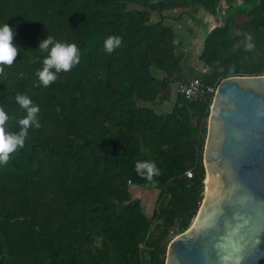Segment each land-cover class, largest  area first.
Instances as JSON below:
<instances>
[{"label": "trees", "instance_id": "trees-1", "mask_svg": "<svg viewBox=\"0 0 264 264\" xmlns=\"http://www.w3.org/2000/svg\"><path fill=\"white\" fill-rule=\"evenodd\" d=\"M225 1L0 0V23L14 28L21 48L0 73V106L18 131L26 112L15 97L27 94L40 121L0 164V264L166 263L205 190L213 101L179 93L171 111L159 112L152 103L170 99L173 81L152 69L182 68L165 12L197 4L223 16L207 31L199 59L210 70L200 78L263 75L264 0ZM47 34L75 42L81 58L44 86L35 72L47 53L36 47ZM110 35L121 43L107 52ZM143 160L158 174L139 175ZM149 185L159 190L152 215L133 192Z\"/></svg>", "mask_w": 264, "mask_h": 264}, {"label": "water", "instance_id": "water-1", "mask_svg": "<svg viewBox=\"0 0 264 264\" xmlns=\"http://www.w3.org/2000/svg\"><path fill=\"white\" fill-rule=\"evenodd\" d=\"M204 164L212 184L165 264H264V74L220 81Z\"/></svg>", "mask_w": 264, "mask_h": 264}, {"label": "clouds", "instance_id": "clouds-1", "mask_svg": "<svg viewBox=\"0 0 264 264\" xmlns=\"http://www.w3.org/2000/svg\"><path fill=\"white\" fill-rule=\"evenodd\" d=\"M14 35L15 30L13 27H10L7 22L0 23V73H3L5 65H12L18 51L21 50L20 46L13 43ZM120 43L121 38L119 36L110 35L104 41V48L107 52H112ZM248 47H251V45L249 44ZM36 48L47 53L43 57L42 67L35 72V76L44 86L55 81L61 70L67 71L78 64L81 58L80 49L75 42L58 40L48 34L46 38L39 41ZM15 99L21 108L25 110L26 115L17 120L18 125H20L19 130H12L7 123L10 119L9 113L3 106H0V164L7 163L10 154L18 147L23 146L29 127H40L39 105L24 93H18ZM135 168L139 175L148 178L159 172L154 161H138Z\"/></svg>", "mask_w": 264, "mask_h": 264}, {"label": "rangeland", "instance_id": "rangeland-1", "mask_svg": "<svg viewBox=\"0 0 264 264\" xmlns=\"http://www.w3.org/2000/svg\"><path fill=\"white\" fill-rule=\"evenodd\" d=\"M240 2V0H227L224 2L223 5H228L229 3H234V2ZM204 8L200 7L197 4H193L190 8H185V9H176L173 11H169L166 13V17L174 19V23H177V29L179 33L183 34L182 39L185 43V41H189L190 45L187 47L190 48L192 51L190 53H186L188 55L189 61L187 60L184 62L183 61V67L181 70H185L188 73H193L194 68V61L195 57L196 59L198 58V52L200 51V44H202V38L205 36L207 31L209 30L210 27L214 25H218L222 22L223 16L218 15V16H213L210 15L205 11ZM209 17L211 19L208 20ZM157 18V16H155ZM176 18V19H175ZM178 19V20H177ZM181 23L182 26L179 27V24ZM180 29L182 31H180ZM180 34V35H181ZM189 36L190 39L185 38ZM178 42H181V39L178 40ZM181 46L182 48H185L184 43ZM183 51V49H182ZM185 53V52H183ZM185 63H187L185 65ZM202 71V70H201ZM184 74H172L171 79L173 81L172 85V94L170 96V99L166 101H156L152 103V106L161 112H166L172 109L175 101L177 100V95L179 94L178 92V82L184 78ZM133 192L135 193V196H138L142 199L143 201V206L145 208V211L147 212L148 215H152L154 208L156 206V199L159 193V190L154 186V185H149V186H135L133 188Z\"/></svg>", "mask_w": 264, "mask_h": 264}, {"label": "built area", "instance_id": "built-area-1", "mask_svg": "<svg viewBox=\"0 0 264 264\" xmlns=\"http://www.w3.org/2000/svg\"><path fill=\"white\" fill-rule=\"evenodd\" d=\"M177 87L178 92L185 98L208 103L214 100L218 83H206L198 76L184 77L178 82ZM188 175L191 176V172Z\"/></svg>", "mask_w": 264, "mask_h": 264}, {"label": "crops", "instance_id": "crops-1", "mask_svg": "<svg viewBox=\"0 0 264 264\" xmlns=\"http://www.w3.org/2000/svg\"><path fill=\"white\" fill-rule=\"evenodd\" d=\"M204 10V9H203ZM170 11H173V10H170ZM167 12H169V11H166L165 12V15H166V13ZM210 16V15H209ZM208 18V20H210L211 21V19L209 18V17H207ZM176 19V18H175ZM166 22L168 23V24H172L173 26H174V30H175V33H176V39L177 40H179V39H181V42L183 41V39H182V36H183V34H181V33H179V31H178V29H177V23H174L175 21H174V19H170V18H167L166 19ZM179 24V23H178ZM182 26V24L180 23L179 24V27H181ZM180 31H182L181 29H180ZM181 34V35H180ZM206 35H207V33L205 34V36L202 38V44H200L201 46H200V51L198 52V58L196 59V57H195V60L196 61H194V66L192 67V69L194 68V72L193 73H188V72H186L185 70H176L175 72H173L172 74H184V76L185 77H195V76H202V75H204V74H206V73H208L209 72V68H208V66L204 63V62H202L200 59H199V55L201 54V52L203 51V48H204V43H205V37H206ZM185 38H187V39H190L189 38V36L188 37H186L185 36ZM180 42V43H181ZM184 42H182V44H183ZM184 45H185V47H186V49L185 48H183V52H185L184 53V55H185V58H184V62L187 60V62L189 61V59H188V55H186V53L188 54V53H190L192 50L190 49V48H188L187 46L188 45H190V42L189 41H185V43H184ZM187 63H185V65H186ZM183 67V66H182ZM153 70V73L159 78V79H165V78H170L171 79V76H172V74L171 75H168V74H166L164 71H162V70H160V69H158V68H153L152 69ZM202 70V71H201ZM172 110V109H171ZM171 110H169V111H171ZM169 111H166V112H162V113H167V112H169ZM159 112H161V111H159Z\"/></svg>", "mask_w": 264, "mask_h": 264}, {"label": "bare ground", "instance_id": "bare-ground-1", "mask_svg": "<svg viewBox=\"0 0 264 264\" xmlns=\"http://www.w3.org/2000/svg\"><path fill=\"white\" fill-rule=\"evenodd\" d=\"M206 181H207V186H206V188L208 189V188L211 186V184H212V179H211V177H210V176H207Z\"/></svg>", "mask_w": 264, "mask_h": 264}]
</instances>
